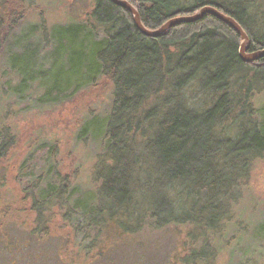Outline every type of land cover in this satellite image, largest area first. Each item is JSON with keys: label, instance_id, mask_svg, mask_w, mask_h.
Returning <instances> with one entry per match:
<instances>
[{"label": "trees", "instance_id": "obj_1", "mask_svg": "<svg viewBox=\"0 0 264 264\" xmlns=\"http://www.w3.org/2000/svg\"><path fill=\"white\" fill-rule=\"evenodd\" d=\"M33 1L0 0V85L9 86L7 91L0 87V187L8 184L5 161L18 143L6 120L11 96L43 106L63 103L79 89L106 79L113 101L107 122L94 120V138L102 146L94 169L95 190H84L73 174L59 167L58 143L35 139L17 166L18 186H12L24 207L6 205L0 215L25 213L30 234L40 232L44 238L53 230L68 236L74 229L102 231L104 212L116 207L112 217L125 231L149 224L157 229L188 225L186 260L213 264L219 248L211 245L226 216L225 198L239 184L238 178L228 179L220 163H213L222 160L213 148L223 144L248 151L241 177L264 157V109L255 104L264 94V56L244 61L237 29L211 13L149 37L139 31L131 11L110 0H92L84 20L48 25L39 14L44 6L35 8L40 24L28 20ZM129 1L150 30L173 16L192 15L206 5L219 7L247 30L250 52L264 48V22L252 19L250 0H184V5L180 0ZM25 27L29 32L19 39ZM41 49L51 62L47 69L36 67ZM35 83L42 93L34 97ZM234 129L239 134L233 137ZM150 156L151 168L159 174L145 180ZM159 188L168 211L140 208L144 210L131 226L122 209L131 213L137 202L156 201ZM22 225L27 226L25 219Z\"/></svg>", "mask_w": 264, "mask_h": 264}, {"label": "rangeland", "instance_id": "obj_2", "mask_svg": "<svg viewBox=\"0 0 264 264\" xmlns=\"http://www.w3.org/2000/svg\"><path fill=\"white\" fill-rule=\"evenodd\" d=\"M179 3L185 4L184 0ZM250 3L254 8L252 19L263 24L264 0H250ZM91 4L92 0H34L28 20L35 25L40 24L39 14L44 17L47 25L84 20ZM37 5L44 6V11L37 14ZM27 32L29 30L25 27L18 38L27 36ZM34 35L36 37H31L36 38L33 42L37 44L39 36ZM45 54L43 50L38 56L36 67H50V60L43 57ZM13 83H16L15 80ZM0 87L9 90L6 83ZM111 88L108 80L101 79L97 85L79 89L77 95L66 102L44 106L27 99L17 102V96H11L8 102L11 112L6 120L14 127L18 143L6 157L3 171L7 173L8 184L0 187V209L10 204L12 207H24L20 203V193L14 191L12 186H18L15 179L17 166L35 139L58 143L59 167L64 173L73 174L77 184L84 190L95 188L94 169L102 146L94 138L93 131L97 125L94 120L98 118L103 119L102 123L107 122L113 101ZM33 90L37 93L34 97L42 93L36 83ZM186 95L190 97L191 106L196 105L192 91L189 90ZM255 104L264 109V94L255 99ZM240 121L244 123L246 120ZM237 134L238 130L234 129L233 137ZM238 148L240 146L228 147L223 144L213 148L222 153V160L212 162L217 165L220 163L219 169L228 175V179L238 178L239 184L231 188L230 195L225 198L226 216L222 217L218 226L221 235H217L215 244L211 245L212 248H219V251L214 253L212 261L213 264H264V157L247 168L246 177H241L240 171L247 167L244 160L248 151ZM150 158H147V162L151 168ZM158 174L151 168L143 178H157ZM163 188L157 191L159 195L156 201L148 204L137 202L134 208L129 209L131 213L124 208L120 214L127 215L126 219L135 227L134 217L138 216L140 210H144L140 208L153 206L159 212L168 211L166 203L159 199L165 196ZM116 209L104 212L102 231L89 229L79 233L74 229L72 236H68V232L53 230L50 237L44 238H41L43 235L40 236V232L30 234L25 213H17L16 216L0 215V264H190L186 260L189 256L188 225L171 223L157 229L149 224L136 232L125 231L112 217ZM12 217L18 218L16 222ZM24 219L27 226L22 225Z\"/></svg>", "mask_w": 264, "mask_h": 264}, {"label": "water", "instance_id": "obj_3", "mask_svg": "<svg viewBox=\"0 0 264 264\" xmlns=\"http://www.w3.org/2000/svg\"><path fill=\"white\" fill-rule=\"evenodd\" d=\"M115 4H119L128 11H131L133 14V20L136 23L137 28L140 32L144 33L149 37H160L166 31H168L171 27L179 23L185 22H195V20H199L206 15V13H211L214 17L223 20L224 22L230 24L232 27L237 29L239 34L241 35V46H240V56L241 58L248 62L252 63V61L258 60L264 56V48L261 50H255L250 52L249 48L252 44V40L250 39L248 32L243 26L230 14L222 11L219 7H215L212 5H206L201 7L195 14L192 15H176L173 18L168 19L160 28L158 29H148L144 23L141 21V15L139 11H137L136 7L129 0H110Z\"/></svg>", "mask_w": 264, "mask_h": 264}]
</instances>
